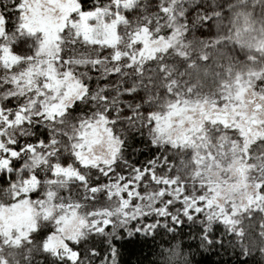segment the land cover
<instances>
[{"label":"snow or ice","instance_id":"6c2138e0","mask_svg":"<svg viewBox=\"0 0 264 264\" xmlns=\"http://www.w3.org/2000/svg\"><path fill=\"white\" fill-rule=\"evenodd\" d=\"M126 251L264 264V0H0V264Z\"/></svg>","mask_w":264,"mask_h":264},{"label":"trees","instance_id":"16d2710c","mask_svg":"<svg viewBox=\"0 0 264 264\" xmlns=\"http://www.w3.org/2000/svg\"><path fill=\"white\" fill-rule=\"evenodd\" d=\"M146 155V153H145ZM185 231H188L187 228H185ZM144 251H146V249H144ZM137 256L135 252H132L131 254H129L128 251H126L125 256L123 257V260L125 262V264H128V261H132L135 262ZM197 259H200V257H197ZM239 259H243V257H240ZM230 257L228 255H223L221 256L220 254H218L217 252H213L211 253L209 256H207L205 258V264H207L208 261H212V262H216V261H229ZM231 264H237V259L235 256L231 257Z\"/></svg>","mask_w":264,"mask_h":264}]
</instances>
